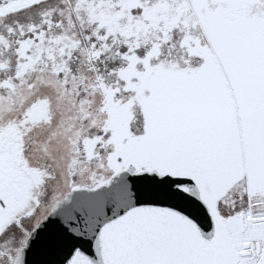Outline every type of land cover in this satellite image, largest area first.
Masks as SVG:
<instances>
[{
  "label": "snow or ice",
  "instance_id": "snow-or-ice-1",
  "mask_svg": "<svg viewBox=\"0 0 264 264\" xmlns=\"http://www.w3.org/2000/svg\"><path fill=\"white\" fill-rule=\"evenodd\" d=\"M0 264H264V0H0Z\"/></svg>",
  "mask_w": 264,
  "mask_h": 264
}]
</instances>
